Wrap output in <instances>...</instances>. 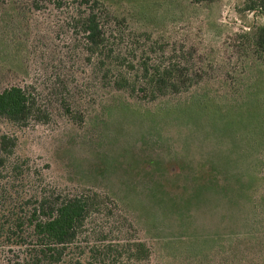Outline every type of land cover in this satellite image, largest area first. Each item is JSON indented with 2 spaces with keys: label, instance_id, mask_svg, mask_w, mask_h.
Segmentation results:
<instances>
[{
  "label": "rangeland",
  "instance_id": "374dc122",
  "mask_svg": "<svg viewBox=\"0 0 264 264\" xmlns=\"http://www.w3.org/2000/svg\"><path fill=\"white\" fill-rule=\"evenodd\" d=\"M54 1L61 4L57 6ZM103 1L117 11L128 3ZM257 2L183 0L184 18L165 19L157 27H149L147 34L151 38L146 40L145 49L149 51L148 45L159 40L160 46L148 55H167L165 31L179 30L180 41L191 45L196 64L202 48L212 49L232 62L237 53L244 54L247 48L241 34L244 36L250 26L264 23L261 14L252 10ZM132 4L134 12L146 10L143 4ZM193 5L194 11L185 13ZM165 8V3L157 6L154 13L173 14L169 6L168 10ZM77 9L79 5L70 0H0V89L18 83L32 84L37 91L46 90V76L59 70L56 58L51 59L56 51L64 53L62 60L67 64L64 70L70 88L74 81L71 71L75 80L80 75L87 79L81 85L82 100L76 120L64 115L58 104L52 105L46 122L14 127L0 119V133L13 132L16 136L17 154L27 158L30 166H41L50 184L71 190L90 186L125 195L127 201L142 199L145 204L150 196L146 191L184 192L180 196L187 207L183 219L164 209L160 211L161 220L157 217L151 221L152 228L137 230L151 247L154 264H177L182 257L207 253L212 244L224 255L230 244L245 236L246 228L257 224L264 230V200H260L264 169L259 173L264 163V81L260 101L251 98L243 104L249 109L240 108L236 113L230 109L219 113L211 100L200 105L180 102L166 107V111L124 92L103 93L98 84L101 71L89 74L83 59L75 51L69 52L73 34L75 39L80 37L78 29L70 25V17ZM118 26L113 27V41L128 43L125 30L120 31L124 26ZM17 30L21 44L10 42ZM129 45L134 57L136 53L140 55L134 40ZM146 130L156 131V136L161 134L162 145L149 146L153 147L149 155L159 161L156 164L152 157L147 159L145 150L140 154V147L148 146L136 142L138 131ZM134 142L138 151L132 148ZM148 161L155 164L153 171L147 166ZM207 174L213 175L206 183H198L199 177ZM251 203H255L252 210ZM142 214L146 219L150 217ZM258 246L262 253L257 263L264 264V234L259 237ZM7 251L0 245V264H13V254Z\"/></svg>",
  "mask_w": 264,
  "mask_h": 264
},
{
  "label": "trees",
  "instance_id": "16d2710c",
  "mask_svg": "<svg viewBox=\"0 0 264 264\" xmlns=\"http://www.w3.org/2000/svg\"><path fill=\"white\" fill-rule=\"evenodd\" d=\"M70 2L79 5L75 15L70 17V25L78 29L80 37L75 39L73 34L69 52L75 51L77 57L83 59L89 74L101 71L98 77L101 92H124L144 100V104L166 111V107L177 106L180 102L200 105L211 100L219 113L225 109L235 113L240 108L249 109L243 105L247 100L255 98L259 102L262 98L259 91L264 81V23L250 26L243 32L244 36L241 34L247 48L244 54L237 53L232 62L218 56L212 49L206 51L202 48L197 65L191 45L181 43L179 30L177 33L174 30L171 33V29L165 31L167 55H148L156 50L155 46H160L159 40L148 45L149 51L145 49L146 40L151 38L147 34L149 27H157L165 19L177 21L184 18L183 0H151L148 3L127 0L125 10L120 11L112 9L113 6L103 0ZM55 3L57 6L61 4ZM132 3H138V7L143 4L146 10L134 12ZM164 3L165 10L169 6L173 14L157 16L154 13L156 7ZM257 3L252 10L264 18V0ZM193 6L185 13L191 14L196 8ZM118 25L124 26L120 31L125 30L129 42L134 40L137 43L135 49L140 55L133 56L129 42L115 44L113 27L118 28ZM10 42L21 44L18 30ZM144 53L146 55H142ZM62 55L64 53L56 51L51 58H56L59 70L46 76L49 82L46 90L37 91L32 84L18 83L0 89V119L4 123L24 127L32 122H46L53 104H58L68 118L76 120L82 100L81 85L87 79L80 75L75 80L74 71H71L70 78L74 81L70 88L69 76L64 70L67 64ZM261 117L264 118L263 111ZM156 134L153 130L138 131L136 137V142L148 146H139L140 154L145 150L144 155L148 156L147 159L153 158L155 164L159 161L149 154L154 146L162 145L161 134ZM131 145L138 151L135 142ZM15 150L14 133L1 132L0 245L13 254V264H154L153 251L146 240L138 236L137 230L152 228L154 224L150 223L157 217L160 219L161 210L178 213V219H183L186 213L187 207L185 209L180 197L184 192L179 189L177 192L165 190L160 194L146 191L150 195L146 204L142 199L134 201L129 198L131 201H127L125 195L90 186L71 190L50 184L44 178L41 166H30L27 158ZM154 165L147 162L152 168L150 171ZM263 165L259 173L264 169ZM212 175L199 177L198 183H206ZM222 189L226 195V188ZM261 199L264 200L262 188ZM254 204L251 203V210ZM142 213L150 216L147 218L150 221ZM257 227L256 224L254 228H246L245 236L230 244L224 255L212 244L207 247L210 249L207 253L182 257L177 264H258L262 253L258 241L264 230Z\"/></svg>",
  "mask_w": 264,
  "mask_h": 264
}]
</instances>
